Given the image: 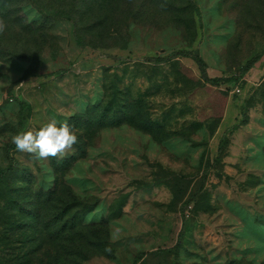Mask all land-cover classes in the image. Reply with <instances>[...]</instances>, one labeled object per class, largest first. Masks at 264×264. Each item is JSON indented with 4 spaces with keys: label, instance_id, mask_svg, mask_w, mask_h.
Wrapping results in <instances>:
<instances>
[{
    "label": "rangeland",
    "instance_id": "374dc122",
    "mask_svg": "<svg viewBox=\"0 0 264 264\" xmlns=\"http://www.w3.org/2000/svg\"><path fill=\"white\" fill-rule=\"evenodd\" d=\"M0 19V264H264V56L219 87L171 57L238 75L264 0H0ZM50 118L77 132L65 158L7 152Z\"/></svg>",
    "mask_w": 264,
    "mask_h": 264
},
{
    "label": "clouds",
    "instance_id": "9594fccd",
    "mask_svg": "<svg viewBox=\"0 0 264 264\" xmlns=\"http://www.w3.org/2000/svg\"><path fill=\"white\" fill-rule=\"evenodd\" d=\"M7 27L6 22L0 19V33ZM11 81V74H7V80L0 78V86ZM78 142L76 130L67 120L50 118L41 124L38 129H30L18 133L12 137V143L19 152L29 153L37 159L65 158L73 151V146Z\"/></svg>",
    "mask_w": 264,
    "mask_h": 264
},
{
    "label": "trees",
    "instance_id": "16d2710c",
    "mask_svg": "<svg viewBox=\"0 0 264 264\" xmlns=\"http://www.w3.org/2000/svg\"><path fill=\"white\" fill-rule=\"evenodd\" d=\"M78 42L81 43V40L79 38H77ZM264 56V50L252 57L251 59H249L244 66L241 68L240 72L238 75L234 76V77H230V78H209L207 76L206 73V65L204 63V61L201 59V57L199 56L198 52L196 51H180V52H176L173 53L171 55V57H184V58H188L190 60H192V62L197 66L198 71L200 73V79L205 83L208 84L209 86L212 87H219L223 84H234V83H238L244 76L245 74L253 68V66L256 64V62L259 60L260 57ZM166 59H162V58H155V59H147V62H152V63H160L162 61H164ZM15 146H9L7 147V152H9L11 149H14ZM5 174V170H1L0 169V178H2ZM181 239V233L178 235V241L177 244L175 245V247H173L172 249H167V250H157L154 252H151L149 254H162V253H169L172 250L176 249L179 242ZM135 264H137L135 262Z\"/></svg>",
    "mask_w": 264,
    "mask_h": 264
}]
</instances>
